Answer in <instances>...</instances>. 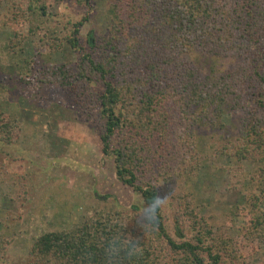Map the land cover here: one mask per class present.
<instances>
[{
    "label": "trees",
    "instance_id": "16d2710c",
    "mask_svg": "<svg viewBox=\"0 0 264 264\" xmlns=\"http://www.w3.org/2000/svg\"><path fill=\"white\" fill-rule=\"evenodd\" d=\"M86 17L64 40L80 51L79 63L49 68L38 79L67 93L80 118L96 123L102 154L144 209H95L76 229L43 232L21 264H239L231 239L198 216L192 196H172L170 230L159 201L166 176L143 172L182 145V163L197 167L204 158L197 132L211 130L218 142L212 156L253 165L260 194L248 204L264 203V0H112L107 35L91 33L81 46ZM225 117H234L228 126ZM2 124L0 141L10 143L15 133ZM259 226L246 237L263 241ZM9 244L0 231V264H18L7 258Z\"/></svg>",
    "mask_w": 264,
    "mask_h": 264
},
{
    "label": "rangeland",
    "instance_id": "374dc122",
    "mask_svg": "<svg viewBox=\"0 0 264 264\" xmlns=\"http://www.w3.org/2000/svg\"><path fill=\"white\" fill-rule=\"evenodd\" d=\"M111 1L92 0L87 9L73 0H0V126L8 123L15 133L12 142L0 141V231L10 241L11 262L24 263L39 234L76 229L95 209H144L141 196L116 179L112 158L102 154L96 123L80 118L67 93L38 79L49 68L79 63L80 51L64 42L72 24L88 16L78 35L81 46L91 33L95 39L107 35ZM233 118L225 117V125ZM197 134L204 154L197 167L182 163V145L143 172L147 178L166 176L159 181V201L167 226L172 230L176 217L172 196H192L198 216L231 239L239 264H264V240L246 237L259 223L264 233V203L248 204L260 194L261 184L252 182L255 167L212 156L218 146L213 132Z\"/></svg>",
    "mask_w": 264,
    "mask_h": 264
}]
</instances>
